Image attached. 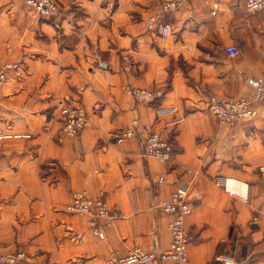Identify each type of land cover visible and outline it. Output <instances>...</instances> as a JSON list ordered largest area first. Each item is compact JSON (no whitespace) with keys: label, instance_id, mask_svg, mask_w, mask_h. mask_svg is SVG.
Returning <instances> with one entry per match:
<instances>
[{"label":"crops","instance_id":"0c3cea01","mask_svg":"<svg viewBox=\"0 0 264 264\" xmlns=\"http://www.w3.org/2000/svg\"><path fill=\"white\" fill-rule=\"evenodd\" d=\"M57 1L59 14L42 15L0 0V67L19 64L0 87V123L34 135L0 141V253L24 251L19 264H105L134 245L164 250L162 204L182 189L194 203L189 264H264V11L245 0L173 11L163 0ZM128 86L160 95L140 101ZM211 96H245L255 115L221 122ZM60 99L88 111L78 135H57ZM136 119L142 136H123ZM151 131L175 143L166 162L144 155ZM77 191L103 194L118 213L112 225L93 229L66 211Z\"/></svg>","mask_w":264,"mask_h":264},{"label":"built area","instance_id":"2783aa9c","mask_svg":"<svg viewBox=\"0 0 264 264\" xmlns=\"http://www.w3.org/2000/svg\"><path fill=\"white\" fill-rule=\"evenodd\" d=\"M29 3L42 15L55 14L59 12V6L54 0H28ZM187 0H164L162 9L173 11L180 4ZM247 10L254 13L264 11V0H245ZM212 13L217 14L219 2L213 1ZM169 29L163 28V33L167 34ZM226 52L230 56H237L240 53L236 45L226 47ZM19 68L18 63H8L0 67V87L9 78V72ZM128 90L140 101H152L160 93L148 88L130 87ZM210 110L221 120V122L233 123L243 118H251L255 113L254 104L245 97H210ZM54 117L60 122L57 135H78L84 128L90 125L88 111L83 105L67 99H60L57 103ZM45 130L51 129V125H45ZM142 136L139 132L138 120H133L128 126L123 136ZM33 133L17 130L12 125L0 123V141L13 139H30ZM144 155L157 157L160 161L166 162L173 153V143L159 131H151L144 138ZM264 173V164L260 167ZM161 179H164L161 177ZM70 213L85 214L89 217V224L96 227H109L118 216L103 194L93 196L87 191H77L65 206ZM163 209L170 215V227L172 241L170 246L163 251L147 250L140 245L131 247L126 253L112 252L105 260V264H189L188 241L185 227V219L192 212L193 206L189 195L182 189L175 190L171 197L163 202ZM26 257L22 250L0 253V264H17Z\"/></svg>","mask_w":264,"mask_h":264},{"label":"rangeland","instance_id":"374dc122","mask_svg":"<svg viewBox=\"0 0 264 264\" xmlns=\"http://www.w3.org/2000/svg\"><path fill=\"white\" fill-rule=\"evenodd\" d=\"M55 2H57V4H58V6H59V3H58V1L57 0H54ZM164 1V0H163ZM163 1H162V3H163ZM24 3H26V5H29L30 6V9L32 10V11H37L36 9H35V7H33V5L31 4V3H29V1L28 0H26V2H24ZM4 4H6V2L4 3ZM181 5V4H180ZM179 5V6H180ZM178 6V7H179ZM177 7V8H178ZM176 8V9H177ZM60 13V6H59V12L58 13H55V14H46V15H57V14H59ZM211 108V106H209V109ZM213 113V112H212ZM254 115H255V113H254ZM253 115V116H254ZM252 116V117H253ZM251 117V118H252ZM251 118H243V119H240V120H237V121H235V122H233V123H230V122H226V124H229V125H234V124H236V123H238L239 121H241V120H246V119H251ZM219 120V119H218ZM221 121V120H220ZM127 128V127H126ZM15 129V128H14ZM49 130H51V129H49ZM49 130H46V131H49ZM124 134V133H123ZM34 136V135H33ZM31 139V138H30ZM28 140V139H27ZM173 148H174V145H173ZM174 151V150H173ZM174 153V152H173ZM173 153H172V155H173ZM172 155H171V158H172ZM170 158V159H171ZM169 160V159H168ZM264 164V163H263ZM263 164H261V165H259V167L257 168V172H258V174H259V176H260V178L262 179V180H264V173L261 171V169H260V167L263 165ZM220 180V179H219ZM217 181V183L218 184H221L222 183V181ZM174 192V191H173ZM172 192V193H173ZM172 195V194H171ZM189 195V194H188ZM171 197V196H170ZM189 198H190V202H191V204H192V206H193V208H194V203H193V201H192V198L190 197V195H189ZM169 199V198H168ZM162 208H163V204H162ZM163 211H164V209H163ZM192 211H193V209H192ZM165 212V211H164ZM166 213V212H165ZM167 215H169L168 213H166ZM170 216V215H169ZM185 221H186V219H185ZM90 225V224H89ZM90 227L91 228H93V229H96V227H94V226H92V225H90ZM185 227H186V224H185ZM102 228H105V227H103V226H100V227H98V229H102ZM170 229H171V227H170ZM186 234H187V241H188V244H189V236H188V231H187V229H186ZM171 241H172V232H171ZM171 243V242H170ZM135 246V245H134ZM169 246H170V244H169ZM142 247V246H141ZM144 248V247H143ZM144 249H146V248H144ZM167 249V248H166ZM166 249H164V250H166ZM147 250H149V249H147ZM152 250V249H151ZM17 251H19V250H17ZM161 251H163V250H161ZM12 252H14V251H12ZM7 253V252H6ZM189 254V253H188ZM108 257V256H107ZM28 257H27V254H26V257L25 258H23V259H21V261H19V262H22V261H24V260H26ZM18 262V263H19ZM246 262H248V260L246 261Z\"/></svg>","mask_w":264,"mask_h":264},{"label":"trees","instance_id":"16d2710c","mask_svg":"<svg viewBox=\"0 0 264 264\" xmlns=\"http://www.w3.org/2000/svg\"><path fill=\"white\" fill-rule=\"evenodd\" d=\"M172 141V140H171ZM173 143V145H174V150H175V143L174 142H172ZM174 152V151H173ZM19 263H21V262H19ZM19 263H17V264H19Z\"/></svg>","mask_w":264,"mask_h":264}]
</instances>
